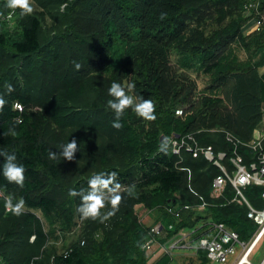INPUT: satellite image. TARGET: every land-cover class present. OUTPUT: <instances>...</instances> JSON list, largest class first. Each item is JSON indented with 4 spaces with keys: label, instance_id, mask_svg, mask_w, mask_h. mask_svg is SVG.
<instances>
[{
    "label": "trees",
    "instance_id": "obj_1",
    "mask_svg": "<svg viewBox=\"0 0 264 264\" xmlns=\"http://www.w3.org/2000/svg\"><path fill=\"white\" fill-rule=\"evenodd\" d=\"M247 1L31 0V13L21 16L17 9L9 16L6 0H0V93L7 98L0 147L15 151L25 165L23 185L0 174V185H6L0 194V257L7 264H150L144 244L158 223L167 238L213 221L243 241L251 239L258 224L246 205L231 202L230 185L212 197L219 170L198 149L225 150L245 164L264 156V139L257 148L227 139L230 133L249 142L264 120V28L246 33ZM193 63L203 88L186 71ZM113 80H134L135 91L155 101L156 119L128 108L119 117L122 127H114L117 117L108 105ZM189 134L197 153L175 154L166 146L168 139ZM73 138V159L49 155ZM100 170L118 172L122 195L118 210L103 221L83 217L80 196L69 194L72 187H90ZM262 191L245 189L258 209L264 207ZM8 193L24 198L19 214L6 210ZM203 202L207 207L199 210ZM111 207L109 201L102 211ZM76 228L77 239L61 252L48 248ZM172 259L164 255L154 264ZM188 264H208L205 251Z\"/></svg>",
    "mask_w": 264,
    "mask_h": 264
},
{
    "label": "built area",
    "instance_id": "obj_2",
    "mask_svg": "<svg viewBox=\"0 0 264 264\" xmlns=\"http://www.w3.org/2000/svg\"><path fill=\"white\" fill-rule=\"evenodd\" d=\"M244 13L249 18L245 26L246 33L264 28V11L260 9V0H248L244 5ZM16 105L17 103L14 104L15 109L18 111L23 110V106L18 108ZM176 113L182 115L183 109H177ZM17 120L21 121L22 119L19 116ZM227 139L234 143L236 147L242 143L257 148L264 139V133L254 136L249 142H242L230 133H227ZM190 141H193L191 134L184 137L178 136V138L172 137L167 140L166 146L171 147L175 154H179L183 149L189 153H197V150L200 149L203 157L219 170L212 181V197L222 196L227 185H230L235 194L231 202L246 205L248 209L247 216L258 224V228L250 240L243 241L240 239L239 234L225 223L208 221L193 229H181L171 238H167V231L158 223L151 227V237L144 244V248L151 257L157 255L153 254L156 251L164 252L163 255L170 256L173 250L181 247L185 248L183 250L192 249L195 252V257L199 255L200 250L205 251L210 264H225L231 256L236 257L233 264H253L250 261V256L264 236V207L258 209L253 206L245 195V189L249 186L263 187L261 197L264 199V156L257 161L245 164L225 150L216 151L210 146L196 149ZM0 194H2V191H0ZM206 207L207 203L203 202L198 206V209L205 210ZM184 208H189V206ZM6 210L11 209L6 207ZM169 211L171 212L172 209H169ZM172 227V225H169L168 229H172ZM34 238L33 235L30 241L32 242ZM164 239L167 240L162 242ZM238 247L240 248L239 252H237ZM151 257L150 264H152ZM244 258H246L245 262ZM260 264H264V259Z\"/></svg>",
    "mask_w": 264,
    "mask_h": 264
},
{
    "label": "clouds",
    "instance_id": "obj_3",
    "mask_svg": "<svg viewBox=\"0 0 264 264\" xmlns=\"http://www.w3.org/2000/svg\"><path fill=\"white\" fill-rule=\"evenodd\" d=\"M8 11V15L12 16L19 9L21 16L27 15L33 11V3L31 0H6L4 5ZM166 15V13H161ZM79 67V65H77ZM8 92L14 90V85L11 82L6 83ZM136 83L134 80L122 83L118 80H113L108 89L112 95V99L108 100V105L115 110V116L117 119L112 121V125L116 128H120L123 125L122 120L119 117L125 114L126 109L132 108L138 115L149 119H156V112L154 111L156 105L155 101L151 98H145L141 93L135 91ZM7 103V98L3 93H0V111H3L4 105ZM18 108L22 107L17 103ZM15 128H9L11 134H15ZM62 151L50 150L49 155L53 158H61L71 160L74 157V153L77 151L78 142L75 138L69 140L66 143L60 145ZM0 156L5 159L0 162V174L7 178L10 182H15L18 185H23L25 179V165L21 162L15 151H8L7 149L0 147ZM118 172L115 170L96 171L90 177L88 188H76L69 189L71 196H80L81 203L79 204V211L85 218H99L101 221L106 220L112 216L117 210L119 203L122 199L121 193L118 189L121 187V182L117 179ZM6 185H0V191H4ZM134 185L130 186L128 191L133 193ZM109 193L111 195L109 196ZM110 201L112 207L106 212L102 211L106 203ZM6 207L12 209L15 213L19 214L22 207L25 204L24 198L21 196L18 199L15 197V193H8L6 196ZM0 264H7L3 257H0Z\"/></svg>",
    "mask_w": 264,
    "mask_h": 264
},
{
    "label": "rangeland",
    "instance_id": "obj_4",
    "mask_svg": "<svg viewBox=\"0 0 264 264\" xmlns=\"http://www.w3.org/2000/svg\"><path fill=\"white\" fill-rule=\"evenodd\" d=\"M172 62L174 64L179 65L178 58L174 54L172 55ZM186 71L189 73V77L193 79L194 81H196V83L198 84V87L203 88V86L205 85V80L203 76L202 77L199 76L200 70L198 68V65L193 63L192 68L187 69ZM263 133H264V121H262L261 124L258 126V128L255 130L254 136H259L260 134L262 135ZM119 190L121 189H118V191ZM138 213H140L141 217L148 216L147 214L148 211L142 207L139 208ZM79 233H80V229L76 228L73 234L67 235L64 238H60L58 239V241L53 240L52 242H50L48 248L52 246V248L56 249V251L61 252L64 249V247H67L72 241H75L77 239V236ZM183 249L185 248L180 247L172 251V255L170 256L173 259L169 264H188L190 263V258L195 257V252L192 249H188V250H183ZM239 251H240V248L238 247L237 252ZM163 253L164 252H161V251L153 252V254H157V255L155 257H151L152 264L161 260V258L164 256ZM235 258H236L235 256H231L225 264H233ZM263 259H264V238L261 240V242L258 244V246L255 248V250L251 254L250 261L253 264H260ZM208 264H210L209 261H208ZM212 264H223V263H212Z\"/></svg>",
    "mask_w": 264,
    "mask_h": 264
},
{
    "label": "crops",
    "instance_id": "obj_5",
    "mask_svg": "<svg viewBox=\"0 0 264 264\" xmlns=\"http://www.w3.org/2000/svg\"><path fill=\"white\" fill-rule=\"evenodd\" d=\"M263 70H264V68L261 69V72H262ZM263 121H264V120H263ZM263 237H264V236H263ZM260 242H261V241H260ZM260 242H259V243H260Z\"/></svg>",
    "mask_w": 264,
    "mask_h": 264
},
{
    "label": "bare ground",
    "instance_id": "obj_6",
    "mask_svg": "<svg viewBox=\"0 0 264 264\" xmlns=\"http://www.w3.org/2000/svg\"><path fill=\"white\" fill-rule=\"evenodd\" d=\"M246 261V258H244V262Z\"/></svg>",
    "mask_w": 264,
    "mask_h": 264
}]
</instances>
